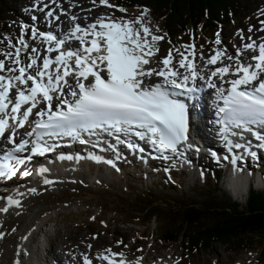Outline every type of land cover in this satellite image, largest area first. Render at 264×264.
I'll list each match as a JSON object with an SVG mask.
<instances>
[{
  "label": "snow or ice",
  "instance_id": "1",
  "mask_svg": "<svg viewBox=\"0 0 264 264\" xmlns=\"http://www.w3.org/2000/svg\"><path fill=\"white\" fill-rule=\"evenodd\" d=\"M101 3L107 4V0H101ZM47 16L53 17V12H48ZM33 19L35 20L36 17ZM55 19L58 20L59 17L56 16ZM72 19L75 20L76 17ZM136 24L141 27H134ZM32 31L48 42L55 41L56 49L62 48L66 42L65 39H59L52 32H39L37 29H32ZM77 33L82 35H76ZM71 36L80 42L83 54H81V49L61 51L55 58V63L62 66V70L58 67L54 71H49L53 64L51 59H43L42 64H38L39 58L33 57L30 63L19 68L7 69L4 60H0V72H18L14 77L0 75V139L6 138L14 145L4 155H0V177H14L19 166L31 162L34 155H43L52 151L55 145L46 146L40 142L45 134L49 137L68 136L80 143H88L89 141L81 139L83 132L105 129L106 126L118 133L127 131L133 125L136 126L142 130L135 133L137 136L141 139L147 138L163 159H171V156L164 155V153L168 150L177 153L181 142L188 140L190 121L188 105L175 99L173 93L165 85H170L173 89H184L188 93L197 91L198 89L194 86L188 87L189 79L194 82L199 76L194 62H187L188 57L180 53L179 66L191 69L189 74L180 73L169 67L172 62L170 50L168 57L162 61L165 66L163 69L145 68L144 65L150 63L146 57L155 54L153 44L148 37H151L152 42L160 41L163 37L153 35L150 28L144 24L142 17L135 21L101 18L88 28H81L79 24H76ZM87 36L92 37L90 43L84 39ZM100 41H103V44ZM20 43L26 46L24 40ZM216 43H221L219 34H217ZM191 47L194 49L195 46ZM244 48L251 51L258 49V55L252 56V59L257 61L256 64H245L239 61L242 53L238 51L236 59L239 63L225 65L211 72L212 77L219 75L221 79L230 71H234L239 76L227 82L231 85L227 89V95L224 94L225 89L217 88V85L210 79L208 83V87L217 88L218 99L224 102V106L220 107L218 112V114H224L218 121L224 125L222 129L224 133H228L232 126L242 128L248 124L264 125V43L257 45L253 41L245 44ZM56 49L49 47L47 51L52 52ZM20 51L16 49L14 56L12 53L4 55L13 58L14 62L19 65L21 64ZM33 51L36 52L38 49H33ZM94 52L97 53L95 57L92 56ZM223 55L224 53L217 51L209 58L208 63L215 65ZM72 58L75 59V63L69 65L68 61ZM227 58L233 59L232 56ZM100 65H104V68L101 69ZM31 69H35L34 74H29ZM101 71H104L105 75H101ZM74 73L76 85L73 88L68 85L66 78ZM152 75L163 77L165 85L145 86L144 78ZM90 76L93 79L89 81ZM13 80L22 85H28L31 82L32 86L27 89V92L22 88H17L13 95ZM62 85L71 88L68 93L72 97L71 100L61 99L64 97ZM53 93H56L55 98L60 101L56 110H53L51 103L54 99ZM39 102H47L46 107L35 113L39 119L32 121L34 127L25 134L32 137L36 133V141L30 149L32 154L21 156L19 154L27 150L30 141L21 139L17 143L15 129L16 127L23 128L29 122V117L33 115V109L37 108ZM29 103L30 106L21 112L22 106L29 105ZM9 105H11L10 110ZM10 120L16 121V124L12 126L10 134L5 136ZM37 130L43 131L38 132ZM248 130L251 131V129ZM224 139L229 145V150L232 147H244L240 143L233 145L227 135ZM256 139L264 141V134L257 132ZM117 140L123 143L119 136ZM127 147L136 148L138 146L128 143ZM260 147H264V144ZM139 150L144 151L143 148ZM250 154L253 157L256 156L255 152H250ZM67 158L72 159V157ZM107 163L112 164L113 161L109 160ZM47 171V168L40 169L41 173ZM22 175L29 176L31 171L26 169ZM45 183H51V181L45 180ZM31 191L35 192L36 189H31ZM4 199L7 200L9 206L20 204L11 196ZM0 211L7 212L8 207L0 208ZM106 251L111 252L110 249ZM111 256H123V253H111ZM99 258L108 261V264H125L123 260L113 262L107 254ZM84 264H92L88 256H84Z\"/></svg>",
  "mask_w": 264,
  "mask_h": 264
},
{
  "label": "rangeland",
  "instance_id": "2",
  "mask_svg": "<svg viewBox=\"0 0 264 264\" xmlns=\"http://www.w3.org/2000/svg\"><path fill=\"white\" fill-rule=\"evenodd\" d=\"M16 1V6L13 8L14 15L16 13L15 9H19L22 16L27 20L26 22H31V15L30 12L27 11V8L28 4L33 5L34 0ZM11 4H15V1H12ZM89 5L91 6V1H89ZM83 7L87 8L85 5L81 8L74 6L73 11L76 9L81 12L83 11ZM250 11L252 12L247 21L238 24V26H242L241 29L234 26L228 31H223L222 36L219 35V39L222 41L221 45L224 49L225 47L232 49L233 46H237V44L244 47V45L247 44L248 41H243L242 35L248 34V27L251 25H245L249 23V20L252 24H256L257 34L261 32L258 22L261 16L260 14L263 15L262 19L264 20V0H259L255 6L250 8ZM145 14L146 12H143L141 15L143 20L146 19L147 23L152 24L149 16H145ZM14 15L12 16L14 22L7 28L8 37L0 39V60L6 58V55L1 56L2 53L5 54L13 50L10 44L12 39L10 38L18 39L20 36L19 29H21V23L23 21H20V24L19 21H16L17 24H15L16 15L15 17ZM119 15L122 16L126 14L120 11ZM243 30H245L246 33H244ZM214 39L217 40V34L206 41L196 43L198 47H202L200 49V57H205L204 59L208 58L216 42ZM23 46L30 54H33L32 46ZM182 47H184V45ZM204 161L207 160L204 159ZM55 166V170L59 173L60 180H56L58 183L53 185L52 188L51 186L49 187L51 190H49V188L46 190L39 189L33 196L36 197V202L34 203V207L36 208L33 213L27 212V216L23 220L12 221L10 223V227L6 229L5 236L9 245L16 243L21 236L20 233L22 230H29L28 228L34 224L33 230L37 227V224H41V221L45 219L46 225L45 227L43 226V231H46V234L43 233V235L49 239L50 243L53 242V245L66 244L67 238H79L84 241L83 247L85 252L87 239H89L88 242L94 243L97 248L103 249L109 245H115L118 249H123L126 253H131V249L137 241L139 242L138 244L145 248V253H147L148 256L154 254L159 256L173 254L176 258L182 254L181 251L184 246L181 243L174 244L169 248L164 247L160 241H155L153 244V241L160 236L161 230L165 227L164 225L170 224L165 218H159L156 221L153 220L148 225L140 226V218L131 217L130 219L126 216H121V214L116 213L120 209L119 207H109L102 203L101 199L105 201V203H109V200L102 198V196L106 195L107 197H112L111 192L119 194L125 193L128 196H133L132 193L147 189L150 190L152 195L156 198L167 201H181L183 199L185 202L201 203L203 200H207L205 197L208 196H212L216 200H221L223 196H227L243 207L247 204L246 195L243 196L244 198H236V196L233 197L226 190V184L229 181L226 173L223 174L220 180L218 186L219 191L214 194V192L211 191L213 187H209L207 184L205 185L203 178L200 177L199 171L192 174L188 169L185 170L183 175L181 169H179L180 173H178L177 176L181 179L178 184V179H165V175L162 171L158 173L161 180L155 177V174H150L146 179L147 176L145 177L144 173L142 174L141 170H139V163L136 164V173H132L133 171L130 169L127 170L128 167L126 166L124 173L117 176L110 174L108 171L111 170L103 166L91 164L92 167H88L86 164L81 165V162L68 161L67 164L63 165L65 170L60 169L59 165ZM170 166H172V164ZM255 167L256 169H260V172L263 174L264 159H261L259 164H256ZM66 170H68L67 176L65 175ZM171 171V167L166 170L167 177H170ZM196 178H198V180H196ZM214 182L217 183V181ZM253 182V179H251L249 187L253 188V185H255V190L262 191L263 184L260 182L259 184ZM182 195L185 198H182ZM14 219L17 220L16 215ZM14 229L21 230V232H15ZM11 232H13L12 235ZM120 234H122V239H124L125 236L127 237V245L121 246L124 244L121 243ZM95 235H98V237L93 238ZM115 235H117V237ZM38 238L34 240L41 241L43 236L38 235ZM257 239L262 240V237L257 236L256 240ZM45 247L49 249L47 243ZM228 249L229 247L225 245L216 244L214 248L198 257H192L189 258V260L184 258L182 264H190L189 261L193 264H210L213 259L223 261V263L240 259L242 264H244L243 261H246L247 264H257V261H259L260 264H264V259L258 257L256 253L254 257L249 259L246 258L248 257L246 254L248 252L233 255L228 252ZM49 251L46 254L50 258L53 253Z\"/></svg>",
  "mask_w": 264,
  "mask_h": 264
},
{
  "label": "trees",
  "instance_id": "3",
  "mask_svg": "<svg viewBox=\"0 0 264 264\" xmlns=\"http://www.w3.org/2000/svg\"><path fill=\"white\" fill-rule=\"evenodd\" d=\"M115 1L129 7L150 6L156 18L176 36H181L189 28L197 31L203 27L206 34H212L219 26L228 29L235 21L241 22L251 6L257 3V0ZM10 18L11 0H0V33H5ZM105 199L109 200V207L127 211L121 213L136 214L149 218V221L165 218L170 224L162 238L168 243L182 240L185 248L191 251H208L216 244L230 246L237 252L255 249L264 258V191L251 190L245 207L227 196L221 200L211 197L196 203L183 199L167 201L151 193L129 197L113 192L112 197L105 196ZM257 236L262 240H256Z\"/></svg>",
  "mask_w": 264,
  "mask_h": 264
},
{
  "label": "bare ground",
  "instance_id": "4",
  "mask_svg": "<svg viewBox=\"0 0 264 264\" xmlns=\"http://www.w3.org/2000/svg\"><path fill=\"white\" fill-rule=\"evenodd\" d=\"M31 5L32 4H28V8H32ZM82 9H83V11H81V12L79 10H76V9H74V10L77 13V16L80 17V21L84 22L85 16L88 15L89 12L84 7ZM47 10H49V8L44 9V11H47ZM22 19L26 20L24 17H22ZM63 19H64L62 22L63 25L68 26L70 23L67 20V16L63 15ZM8 21H9V23H11L10 19ZM218 46H221V45H218ZM195 61L197 63V67L199 70L205 67L206 62H204L202 58L195 59ZM65 162H67V161H65ZM65 162H60L57 164V165H59L60 169L65 170V168L63 166L64 164H66ZM51 168H52V163H50V165H47L48 171H50ZM55 168H56V166H54L52 168V177L54 179L60 180L59 173L57 170H55ZM230 177H231L230 189H229L230 192L233 193L235 196L242 198L245 195L246 188L248 186L247 181L243 180V177L240 174H237V172H235L234 175L230 174ZM12 188H14V187H12ZM41 189L46 190V188H41ZM29 191L32 192L31 190H29ZM28 193L29 192H26L25 194H20L17 197L13 196L14 200H18L20 202L19 206H16V205L9 206L7 202L6 203H4V202L0 203V208L8 207L7 212L0 211V236H2V238H0V264H32L29 261H25V262L23 261V258H24L23 254H25V252H29L30 250H28V249H30L32 245H33V249H34L33 255L35 256L34 263L37 262L38 264H41L42 259L39 256V253H38L39 251L35 250L36 242H35V240H33V234L34 233H32L30 230L22 231L20 233L21 234L20 238L16 241V243H14L12 245H9L6 241V238H5L6 229L8 227H10V223L12 221L23 220L27 216V214H26L27 212L33 213L35 211L36 207H34V203L36 202V197H33V196L31 197L29 195L33 194V193H30V194H28ZM14 214L16 215L17 220L14 219V217H15ZM41 222L46 224L45 219H43ZM42 223L39 225H42ZM50 244L52 246L51 252L56 254L57 251H59V254L62 256V258H65L67 260H68V251L71 250V247L73 245H77L75 240L72 241L71 245H66V244H60V245L54 244L53 245V242H51ZM75 249L80 252L82 250V245H78ZM55 258H56V260H58L57 256Z\"/></svg>",
  "mask_w": 264,
  "mask_h": 264
}]
</instances>
